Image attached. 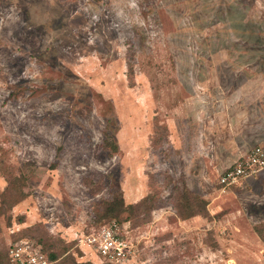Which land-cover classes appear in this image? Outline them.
<instances>
[{
    "label": "rangeland",
    "instance_id": "rangeland-1",
    "mask_svg": "<svg viewBox=\"0 0 264 264\" xmlns=\"http://www.w3.org/2000/svg\"><path fill=\"white\" fill-rule=\"evenodd\" d=\"M263 97L264 0H0V264H115L79 237L117 219L116 264H264V169L219 184Z\"/></svg>",
    "mask_w": 264,
    "mask_h": 264
},
{
    "label": "built area",
    "instance_id": "built-area-1",
    "mask_svg": "<svg viewBox=\"0 0 264 264\" xmlns=\"http://www.w3.org/2000/svg\"><path fill=\"white\" fill-rule=\"evenodd\" d=\"M264 169V147H253L247 157L221 173L219 184L221 190L226 191L229 186L242 184L250 176H254ZM81 244L91 251H97L102 260L111 263H121L133 255L132 241L124 236L116 220L102 224L79 237ZM10 264H53L43 248L37 243L21 239L8 247Z\"/></svg>",
    "mask_w": 264,
    "mask_h": 264
},
{
    "label": "crops",
    "instance_id": "crops-1",
    "mask_svg": "<svg viewBox=\"0 0 264 264\" xmlns=\"http://www.w3.org/2000/svg\"><path fill=\"white\" fill-rule=\"evenodd\" d=\"M234 93H238V91H236V92H234ZM249 97H247L246 99H248ZM264 98V97H263ZM262 101L264 100V99H261ZM247 101H249V100H247ZM254 102V101H253ZM263 103H264V101H263ZM244 105H246V106H242V112H246V109H248V106H247V104H244ZM250 117V116H249ZM215 119H217V116H216V118ZM216 122H217V120H215ZM230 121L231 120H229L228 119V117H227V122L228 123H230ZM220 122V121H219ZM226 122V123H227ZM230 125H231V123H230ZM226 131L224 132V135H226L225 137V139H228L229 138V135H228V128L226 127ZM246 132H248V130L246 131ZM253 134V133H252ZM216 137H217V135H216ZM231 138H233V137H231ZM216 140H218V137L216 138ZM219 141V140H218ZM238 141V140H237ZM246 141V140H245ZM243 143V142H242ZM242 143H237V145H236V147L235 148H237L238 150H233V151H231V152H228L227 154L226 153H224L227 157H229V160H228V162H231L234 158H239L240 156H241V154L243 155V154H245V150H246V146L247 145H244V143L242 144ZM254 143H255V141H254ZM222 144V143H221ZM249 145V144H248ZM251 145H253V143L251 144ZM253 148V147H252ZM251 148V149H252ZM250 149V150H251ZM7 260H8V264H10L9 263V258H8V251H7Z\"/></svg>",
    "mask_w": 264,
    "mask_h": 264
},
{
    "label": "trees",
    "instance_id": "trees-1",
    "mask_svg": "<svg viewBox=\"0 0 264 264\" xmlns=\"http://www.w3.org/2000/svg\"><path fill=\"white\" fill-rule=\"evenodd\" d=\"M146 200L148 199V198H145ZM115 201H116V199L114 198V200L113 201H110L109 203H108V205H107V211H109L110 213V215L113 213V212H116L117 210H118V207L117 206H119L120 204H121V202L118 200V202L116 201V203H115ZM120 210H123L122 208L120 209ZM187 216H189V215H186V216H184V217H187ZM112 220H110V221H107V222H104V223H102V224H106V223H109V222H111ZM117 221H118V223H119V225H120V228H121V231H122V222L123 221H119L118 219H117ZM43 250L46 252V254L48 253L44 248H43ZM48 255V257L51 259V260H53V259H56L55 258V254H53V253H48L47 254Z\"/></svg>",
    "mask_w": 264,
    "mask_h": 264
}]
</instances>
